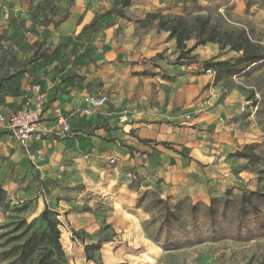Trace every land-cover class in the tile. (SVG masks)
<instances>
[{
    "label": "rangeland",
    "instance_id": "1",
    "mask_svg": "<svg viewBox=\"0 0 264 264\" xmlns=\"http://www.w3.org/2000/svg\"><path fill=\"white\" fill-rule=\"evenodd\" d=\"M74 1L30 0L27 15L11 18L7 30L0 34L4 41L0 53L20 57L21 61L25 57V63L41 58L39 63L43 65L66 51L74 54V59L85 60L103 42H119L116 46L131 44L145 52V59L158 67L157 62L165 58L178 63L197 61L193 51L177 58L179 51L175 44L171 47L165 41L168 35L161 37L163 29L157 21L135 22L144 19L146 11H159L167 17L182 15L191 26L196 15L208 16L222 29H244L254 44L264 45V0H247V5L242 0H132L126 7L120 0H84L83 13L91 6L87 22L77 32L58 37L57 27L70 14ZM120 9L124 17L119 15ZM81 20L83 14L78 17V22ZM194 41L195 31L187 46ZM198 46L200 57L212 59L222 53L218 43ZM175 51L178 54L171 56ZM16 68L21 70V66ZM155 75L145 97L147 102L155 99L151 108L172 103L168 112L172 118H167L171 125H144L142 131L147 135L157 132L159 139L139 138L131 128L122 129L118 137L96 136V146L84 144L89 135L94 136L90 131L78 144L67 143L73 136H59L57 139L63 142L42 149L48 157L39 167L28 161L23 145L15 138L5 136L0 140V184L9 200L8 208H0L1 243L2 233L13 227L10 223L16 218H25L33 227L44 229L40 214L47 199L55 209H50V216L62 222L60 239L69 264H264L263 229L250 235L245 232L240 239L229 234L212 238L206 224L198 223L197 228L191 221L185 204L180 206L179 223L169 226L161 224L162 212L153 206L157 198L174 207L179 200L209 203L227 190L232 196L245 190L264 191L263 63L244 75L201 86L165 72ZM76 76L78 81L83 80L81 75ZM207 112L217 117L198 119ZM181 139L192 146L175 147L181 145L177 142ZM249 143L262 144L255 150L260 153L259 159L233 154ZM156 145L166 156H155ZM207 146L223 154L212 164L214 169H206L205 181L193 183L200 194L195 198L168 196L167 191L177 182L172 158H179V153L192 159L187 149ZM194 163L205 166L198 160ZM199 195L205 201L196 200ZM55 201L56 208L52 205ZM22 203L28 204L25 211L13 210ZM85 244H100V249L87 259Z\"/></svg>",
    "mask_w": 264,
    "mask_h": 264
},
{
    "label": "crops",
    "instance_id": "2",
    "mask_svg": "<svg viewBox=\"0 0 264 264\" xmlns=\"http://www.w3.org/2000/svg\"><path fill=\"white\" fill-rule=\"evenodd\" d=\"M242 2L245 5L248 4L247 0H242ZM83 3L84 0L74 1L70 14L57 27L56 34L58 37H65L67 34L77 32L87 22L91 6H88V10L83 13L85 11ZM29 5L30 0H0V34L7 30L11 18L27 15L26 12ZM81 14H83V20L78 22V17ZM140 29L142 28L140 27ZM167 35L169 36L167 31L161 30V37H167ZM173 40L169 37L165 41L172 47L175 44ZM3 42L0 40V43ZM118 43L103 42L93 55H89L85 60L74 59L75 55L66 51L43 65L39 63L41 58H34L31 62L25 63V57H22L21 61L20 57H11L6 52L4 54L0 53V110L5 114H10L25 102H32L33 95L29 91V87L35 82L41 83L46 94L42 127L44 130L45 128L54 130L46 133L35 144L42 149L45 147H56L58 141L61 142L62 140L57 139L59 137L56 135L57 121L51 109L58 107L62 113L67 114L83 106V96L87 92H104L108 95V102L103 107L88 116H83L78 112L70 116L71 131L67 135L73 137L67 141L68 144H78L79 141L84 139L85 132L90 131L94 136L89 135V138L84 140V144L96 146L98 144L95 140L96 136L118 137L122 129L129 130L130 128L139 138H147L148 136L150 138H161L157 137L159 135L157 132L147 135L148 133L142 131L144 125H161L164 128H168L167 126L171 125L167 118H172L168 115L172 103L159 108H151L149 105L155 99L149 98L150 102H147L145 97V92L149 88L147 85H150V82L157 77L155 72L169 73L177 76V79L185 81H197L199 86H201L202 83L208 81L212 83L214 80L213 71L206 69L203 65L204 60L210 59L203 56L200 57L198 53L201 52L200 47L197 46L193 50L197 61L178 63L165 58L157 62L158 67L154 66L153 62L145 59L146 53L139 52V50L134 48V45L123 43V46H116ZM226 50V48L222 49V53L216 55L214 59L234 60L239 55V53L228 49V51L235 53V55H232ZM177 54V51H175L171 56H176ZM262 63L264 65V60L260 64ZM16 66H21V70L16 68L17 73L14 70ZM15 73L16 75H14ZM76 75H81L83 80L81 82L78 81ZM96 85L99 86L95 89ZM121 114L127 115V121L119 122ZM215 116L208 112L201 113L198 119L205 118L207 120ZM126 126H129V128L127 129ZM181 132L183 133V131ZM184 132L186 133V131ZM5 136L15 138L10 133L0 131V140ZM177 142L181 144L175 146L179 149H186V146H192L185 139ZM161 150L156 145V149L153 150L155 156H164L166 154ZM163 150L164 152L174 153L168 149ZM187 151L193 157L192 159H188L179 153H176L179 158H172L176 163L174 173L177 182L167 191L168 196L184 198L189 195L195 198L200 193H197L196 185H193V183L205 181L206 169H214L212 164L219 161L223 154L222 151H212L210 146L187 149ZM47 157L48 153L43 152V159L38 161L35 166L39 167V164L44 162ZM194 160L200 161L205 166L203 168L197 166ZM217 170L215 169L214 171ZM173 176L172 178H174ZM199 196L196 200L205 201L203 195ZM45 200L48 208L55 210L51 207L49 201ZM52 205L56 208V201ZM44 207L45 205L43 204L42 209Z\"/></svg>",
    "mask_w": 264,
    "mask_h": 264
},
{
    "label": "trees",
    "instance_id": "3",
    "mask_svg": "<svg viewBox=\"0 0 264 264\" xmlns=\"http://www.w3.org/2000/svg\"><path fill=\"white\" fill-rule=\"evenodd\" d=\"M131 1L120 0V4L126 7ZM119 15L124 17L121 9ZM149 21H157L158 27L167 31L169 37L175 40V47L179 51L177 58H184L198 45L206 43H218L221 50L228 47L229 50L239 53L234 60L212 58L203 61L204 67L213 71L215 82L233 75H244L264 60V45L254 44L244 29L239 31L222 29L218 24L210 22L208 16L196 15L195 25L191 26L182 15L167 17L158 11L146 12L144 19H137L135 22L144 24ZM193 31L195 41L188 47L186 42L192 38ZM261 146V143H249L233 154L247 160L259 159L260 153H256L255 150ZM181 204H185L189 218L197 224V228L198 223L207 225L209 236L212 238H221L229 234L240 239L244 237L245 232L250 235L255 230H264V191L260 189L245 190L238 196H232V191L227 190L223 196L212 197L209 203L179 200L175 202L174 207L167 200L157 198L153 206L162 212L163 226L179 223ZM8 206L7 190L0 184V208ZM27 208L28 204L22 203L13 207V210L25 211ZM51 212L47 205L41 211L40 217L46 226L44 229L33 227L25 218L11 221L13 227L2 233L4 241L0 242V264H69L64 257L60 239L62 222L57 217H51ZM54 214L58 215L56 212ZM181 244L179 240V245ZM99 249L100 244H85V257L92 258V252Z\"/></svg>",
    "mask_w": 264,
    "mask_h": 264
},
{
    "label": "built area",
    "instance_id": "4",
    "mask_svg": "<svg viewBox=\"0 0 264 264\" xmlns=\"http://www.w3.org/2000/svg\"><path fill=\"white\" fill-rule=\"evenodd\" d=\"M29 91L33 95L32 102H25L10 114H5L0 110V131L12 134L23 145L28 161L35 165L43 159L42 148L36 145L35 142L54 129L45 128L44 130L42 127L46 94L41 83H33L29 87ZM107 102L108 95L106 93L87 92L83 96V106L76 111L64 114L58 107H53L51 111L57 121L56 135L64 136L71 131L69 118L74 113L78 112L83 116H88L103 107ZM187 117L189 116L187 115ZM125 121H127V115L121 114L119 116V122Z\"/></svg>",
    "mask_w": 264,
    "mask_h": 264
}]
</instances>
